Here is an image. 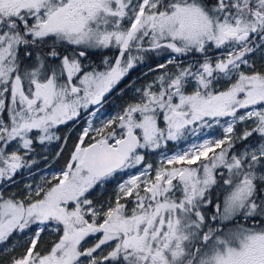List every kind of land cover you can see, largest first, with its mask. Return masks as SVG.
I'll return each mask as SVG.
<instances>
[{"label":"snow or ice","instance_id":"snow-or-ice-1","mask_svg":"<svg viewBox=\"0 0 264 264\" xmlns=\"http://www.w3.org/2000/svg\"><path fill=\"white\" fill-rule=\"evenodd\" d=\"M0 264H264V0H0Z\"/></svg>","mask_w":264,"mask_h":264}]
</instances>
